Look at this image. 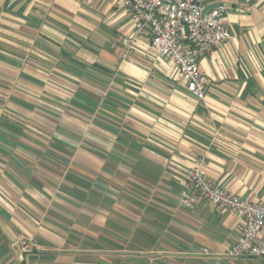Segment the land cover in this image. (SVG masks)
<instances>
[{"label":"crops","instance_id":"obj_1","mask_svg":"<svg viewBox=\"0 0 264 264\" xmlns=\"http://www.w3.org/2000/svg\"><path fill=\"white\" fill-rule=\"evenodd\" d=\"M222 2L206 97L121 0H0V264H264L233 257L237 212L181 203L187 170L264 202V0ZM124 53H127L124 57Z\"/></svg>","mask_w":264,"mask_h":264},{"label":"built area","instance_id":"obj_2","mask_svg":"<svg viewBox=\"0 0 264 264\" xmlns=\"http://www.w3.org/2000/svg\"><path fill=\"white\" fill-rule=\"evenodd\" d=\"M121 4L135 23L133 36L125 39L126 50L136 40L148 39L157 56L177 68L188 90L198 99H204L207 79L199 70V59L231 38L224 22L229 6L222 2L207 9L200 0H121ZM205 162V156L196 157L188 168L181 203L192 208L204 200L237 212L243 217L244 226L227 254L264 257V202L242 198L210 179ZM18 240L24 250L29 247L27 239Z\"/></svg>","mask_w":264,"mask_h":264},{"label":"water","instance_id":"obj_3","mask_svg":"<svg viewBox=\"0 0 264 264\" xmlns=\"http://www.w3.org/2000/svg\"><path fill=\"white\" fill-rule=\"evenodd\" d=\"M0 226L4 230V232L7 234L11 242L14 244V246L18 249L21 258L24 256L25 250L22 248L18 237L12 232V230L8 227L7 224L4 223V221L0 218Z\"/></svg>","mask_w":264,"mask_h":264}]
</instances>
